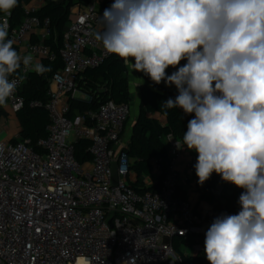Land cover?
<instances>
[{
  "label": "built area",
  "instance_id": "2783aa9c",
  "mask_svg": "<svg viewBox=\"0 0 264 264\" xmlns=\"http://www.w3.org/2000/svg\"><path fill=\"white\" fill-rule=\"evenodd\" d=\"M43 3L24 4L26 15L17 28H10L8 16L0 22L7 20L8 37L22 55L54 60L56 54L46 44L51 19L34 14ZM105 9L100 0H89L65 28L63 67L50 79L49 100L31 103L45 107L51 120L48 135L37 143L39 150L19 134L16 141H0V264H183L173 242L191 235L194 241L186 247L194 254L202 249L199 235L211 225L214 206L207 201L197 206L181 191L187 181L178 169L185 148L181 140L167 136L168 158H152L151 175L143 177L145 186L157 188L140 191L134 187L125 138L130 104L107 101L96 111L70 118V99H91L78 88L80 73L112 55L96 39ZM33 34L38 41H31ZM31 71L23 66L21 75L10 77L18 80L7 101L15 113L25 103L21 90ZM79 139L91 142L92 158L84 163L75 155ZM212 193L218 200L223 188L217 185Z\"/></svg>",
  "mask_w": 264,
  "mask_h": 264
},
{
  "label": "clouds",
  "instance_id": "9594fccd",
  "mask_svg": "<svg viewBox=\"0 0 264 264\" xmlns=\"http://www.w3.org/2000/svg\"><path fill=\"white\" fill-rule=\"evenodd\" d=\"M17 6L0 0V13ZM101 22L96 39L107 53L178 90L162 109L194 113L181 148L198 154V184L216 173L244 189L239 212L216 216L205 234L209 264H264V0H114ZM8 29L0 22V106L21 64L51 71L18 54Z\"/></svg>",
  "mask_w": 264,
  "mask_h": 264
},
{
  "label": "trees",
  "instance_id": "16d2710c",
  "mask_svg": "<svg viewBox=\"0 0 264 264\" xmlns=\"http://www.w3.org/2000/svg\"><path fill=\"white\" fill-rule=\"evenodd\" d=\"M30 2L31 0H18V6L8 16L11 29L20 26L26 15L24 4ZM88 2L89 0H44L41 7L34 13L40 18L51 19L52 34L46 40V44L56 54L54 60L49 58L42 60V64L45 67H50L51 71L43 74H37L34 71L29 72L24 77L21 90L25 103L17 112L21 126L19 136L23 139H30L37 150H39L38 141L48 135L47 128L51 120L45 107H33L31 103L41 101L45 104L49 100L50 79L63 67L60 50L63 45L65 28L71 21L74 7L86 5ZM112 3L114 0H104L102 5L109 8ZM2 16L6 15L0 13V17ZM13 48L19 52L17 46L13 45ZM14 75H21V68ZM144 76L145 81L140 86L139 112L133 123L128 148L129 157L133 159L132 168L139 175V178L143 175H151L150 160L152 158H168L167 136L171 134L176 139L182 140L183 132L187 131L189 120L194 117V113L185 114L180 108L162 109V103L168 98L175 99L178 91L170 90L162 83L154 84L148 76ZM130 83L127 63L116 55L112 54L96 67L87 68L78 77V88L91 99H70V118L74 119L77 115L86 114L88 111H96L107 101L131 104L133 94ZM5 116L6 110L0 106V120ZM13 140L16 141V139ZM90 144L91 142L87 139H79L75 144V155L81 163L92 158L89 152ZM185 149L188 150L186 146ZM197 156L196 153L195 161L192 163V177L196 182L200 200H205L214 206L210 221L213 222V219L222 213L237 214L240 206L238 198L244 189L223 181L216 173H213L203 185H199L194 168ZM217 185L223 188L222 197L218 200L214 198L212 193ZM134 187L140 191L153 190L157 188V184L143 188L134 184ZM205 234L199 235L202 249L196 254L185 253L184 251L187 244L194 241L195 235H191L189 238L176 237L174 239L173 244L176 250L182 254L183 264H209L204 254Z\"/></svg>",
  "mask_w": 264,
  "mask_h": 264
},
{
  "label": "crops",
  "instance_id": "0c3cea01",
  "mask_svg": "<svg viewBox=\"0 0 264 264\" xmlns=\"http://www.w3.org/2000/svg\"><path fill=\"white\" fill-rule=\"evenodd\" d=\"M103 1L104 0H100V2H103ZM78 7H80V6L74 7L73 13H75L78 10ZM31 41H33V42L38 41V35L37 34H33L31 36ZM18 54H20L22 57L27 55L26 53L22 55L20 51L18 52ZM37 62L42 64V61L40 59L33 58V62H32L33 65L35 63H37ZM182 62H183V64L186 63V61H182ZM126 63H127V66H128V72H130V69L132 68V66H131V64L129 66V62H126ZM23 66L24 65L21 64V69H22ZM169 68L171 70H173V71L177 70V69H174L172 67H169ZM137 75H139V74H137ZM140 80H141V83H144L145 76L141 77ZM140 102H141V98H140ZM3 107L6 110V116L4 118H2L0 121L2 123V127L5 125L7 127V129H8V132H9L8 137L6 138V140L7 139H12L13 140L15 138L16 134H20V131H21L20 122L18 120L17 113H15L12 110V108L10 107L8 102H7L6 106H3ZM129 121H130V119H129ZM129 121L127 122L126 128L129 125ZM2 127H1L0 131H2ZM126 128H125V131H126ZM131 132L129 133V137L127 139H130ZM125 136H126V133H125ZM195 157H196V152L195 151H189V150H186L184 148L181 156L178 159V169H179L180 173L182 174V177H186L187 178V181H184V183H182V185L180 187L181 191L184 192V194H187L190 197H192V199L195 201L196 205L198 206L200 202L206 203V201L205 200H200L199 193H198V191L196 189V182H195V180L192 177V162L195 160ZM135 176H136L137 182H135L134 184H137V185H139L142 188L143 187H149V186H145V184L143 183L144 175L139 178V175L134 170V172L132 174V178L134 179ZM152 178L156 179L155 176H152ZM189 253H192V252L190 251Z\"/></svg>",
  "mask_w": 264,
  "mask_h": 264
},
{
  "label": "rangeland",
  "instance_id": "374dc122",
  "mask_svg": "<svg viewBox=\"0 0 264 264\" xmlns=\"http://www.w3.org/2000/svg\"><path fill=\"white\" fill-rule=\"evenodd\" d=\"M131 62H129V66H130ZM131 68V67H130ZM168 71V74L171 75L172 72H174L173 70H171L170 68L167 69ZM139 74V75H137ZM128 75H129V78H130V84H131V92L133 94V101L132 103L130 104V108H131V117H130V121H129V125L127 126L126 128V136L125 138L127 139L129 137V133L132 131V128H133V122L139 112V106H140V86H141V80L140 78L141 77H144V74L142 72H137L135 71L133 68L130 69V72H128ZM162 84L165 85V83L162 81L161 82ZM166 86V85H165ZM168 89L170 90H176L178 91L175 86H171V87H168L166 86ZM8 129L7 127L4 125L2 127V131H0V141H4L6 140V138L8 137ZM185 252L186 253H189L192 248L191 247H185L184 248Z\"/></svg>",
  "mask_w": 264,
  "mask_h": 264
},
{
  "label": "water",
  "instance_id": "95a60500",
  "mask_svg": "<svg viewBox=\"0 0 264 264\" xmlns=\"http://www.w3.org/2000/svg\"><path fill=\"white\" fill-rule=\"evenodd\" d=\"M180 66H183V62L181 61ZM112 177H113V182L114 185L118 184V180H119V175H118V164L116 161L113 162L112 164Z\"/></svg>",
  "mask_w": 264,
  "mask_h": 264
}]
</instances>
